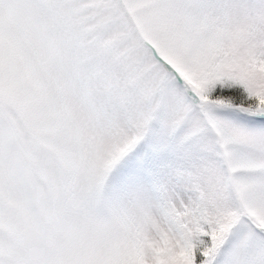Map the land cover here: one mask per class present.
I'll return each instance as SVG.
<instances>
[{"label":"snow or ice","instance_id":"1","mask_svg":"<svg viewBox=\"0 0 264 264\" xmlns=\"http://www.w3.org/2000/svg\"><path fill=\"white\" fill-rule=\"evenodd\" d=\"M0 264H264V0H0Z\"/></svg>","mask_w":264,"mask_h":264}]
</instances>
